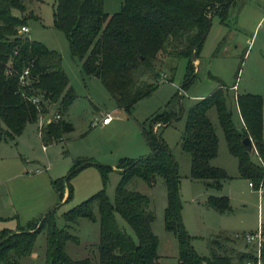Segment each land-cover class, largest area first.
<instances>
[{
	"label": "trees",
	"instance_id": "obj_1",
	"mask_svg": "<svg viewBox=\"0 0 264 264\" xmlns=\"http://www.w3.org/2000/svg\"><path fill=\"white\" fill-rule=\"evenodd\" d=\"M33 0H0V142L14 140L28 124L38 120V111L27 98H38L42 113L53 109L61 116L67 112L76 95L62 68V57L43 44L19 34L27 26V5ZM236 0H123L117 13L103 10L104 0H54L53 27L66 38L71 55L81 65L84 75L101 81L125 113L148 97L160 78L164 59H188L185 84L193 79V61L209 32L213 16L221 23ZM11 63L13 74L6 75ZM29 69L30 84L18 85V77ZM225 90L220 86L209 97L197 100L188 110L180 148L191 159L190 179L219 190L228 175L211 162L217 157L218 139L207 117L216 109L218 121L228 151L237 161L238 177L249 181L258 192L264 190L263 100L251 94L236 95L234 103L243 130L238 132L231 121ZM177 115L159 114L151 119L142 135L150 149L147 157L136 161L121 160V180L110 203L104 191L64 214L66 224H76L81 218L98 222L99 241L96 259L74 261L65 252L67 242L77 243L76 237L56 227L53 213L31 221L15 232L0 231V264H20L34 246L37 235L46 233L45 264H158V240L152 232L154 214L147 197L127 189L137 178L153 187L162 180L166 188L164 209L165 231L178 243V264H246L255 261L250 251L232 247L235 239L224 236L210 242L209 259L194 251L181 217L179 167L171 151L153 131L158 122L164 127ZM73 131L62 120H52L41 131L42 143H56L62 134ZM250 137L258 152L246 151L242 141ZM85 166L89 163H85ZM53 182L60 200L64 187L71 198L70 178ZM207 206L218 213L229 211L225 196L208 197ZM95 211L97 216L95 215ZM264 259V252H263Z\"/></svg>",
	"mask_w": 264,
	"mask_h": 264
},
{
	"label": "rangeland",
	"instance_id": "obj_2",
	"mask_svg": "<svg viewBox=\"0 0 264 264\" xmlns=\"http://www.w3.org/2000/svg\"><path fill=\"white\" fill-rule=\"evenodd\" d=\"M122 2L104 0L103 10L108 15L117 13ZM53 7L54 0L28 3L27 37L61 55L62 68L76 95L60 119L55 120V111L51 109L42 117L43 124L46 120H62L69 123L73 131L62 134L56 143L45 145L39 135V119L28 124L13 141L0 142V231L15 232L52 212L56 227L78 240L77 243L67 242L68 257L74 261L89 259L94 262L95 246L99 241L98 222L81 218L74 225L66 224L64 214L100 191L114 203L121 180L120 161H136L150 154L142 130L159 114L177 115L169 126L164 127L161 121L154 125L153 131L178 164L181 217L195 253L202 259H209L212 240L224 236L242 237L257 232L260 224L264 226V198L249 186V181L238 177L237 161L228 151L214 107L207 112L218 139L217 157L211 164L225 171L230 179L224 181L219 190L191 180V159L179 144L190 107L220 86L225 90L231 121L238 132H242L243 125L234 103L236 95L251 94L262 98L264 140V0H236L224 23L213 16L197 59L192 63L193 79L185 84L188 59H164L153 92L129 113L117 108L99 79L83 74L80 62L70 53L65 36L53 27ZM234 85L235 92L231 90ZM106 115L111 121L101 126ZM46 126L43 125L42 130ZM73 170L76 173L69 180L71 198L67 200L65 186V197L60 200L53 182L64 180ZM127 189L150 201L154 214L152 232L158 240V264H178L177 240L164 227L166 188L162 180L149 187L134 178L128 182ZM211 196L227 197L229 211L218 213L209 208L207 199ZM232 247L237 251L247 250L241 239H235ZM45 262L46 233L42 231L35 238L31 253L21 259L20 264Z\"/></svg>",
	"mask_w": 264,
	"mask_h": 264
},
{
	"label": "built area",
	"instance_id": "obj_3",
	"mask_svg": "<svg viewBox=\"0 0 264 264\" xmlns=\"http://www.w3.org/2000/svg\"><path fill=\"white\" fill-rule=\"evenodd\" d=\"M28 28L27 26H22L19 29V34L20 35H25L27 36L28 34ZM6 75L11 76L13 74V69H12V65L11 63H8L6 65ZM162 78L164 79L165 76L163 75ZM30 84V73H29V69L25 68L21 74L18 77V85L21 88H26L28 87ZM232 91H236V85H234L231 88ZM33 105H35L37 111H38V120L40 119V121L38 122L39 125V135L41 134L43 125H48L52 120H46V122L42 121V117L45 115L42 113V109L41 106L39 105L40 101L38 98L35 97H28L27 98ZM60 119V116L55 114V120ZM37 120V121H38ZM111 121V117L109 115H106L102 121H101V126H107ZM97 125V124H95ZM94 125V126H95ZM255 153L258 155V152L256 151V149L254 148ZM39 171H36V173H38ZM250 187L253 188V185L250 184ZM260 194L262 195V197L264 198V193H263V189H260ZM235 239H241L243 241V244H245L247 251L252 252L253 256L255 257V261H250L247 262L246 264H264V259H263V252H264V226L263 224L259 225V228L257 230V232L255 233H249V234H245L242 237L236 235L234 237Z\"/></svg>",
	"mask_w": 264,
	"mask_h": 264
},
{
	"label": "water",
	"instance_id": "obj_4",
	"mask_svg": "<svg viewBox=\"0 0 264 264\" xmlns=\"http://www.w3.org/2000/svg\"><path fill=\"white\" fill-rule=\"evenodd\" d=\"M195 61V59H194ZM243 147H245L246 151L253 154L254 153V145L250 137L246 138L242 141Z\"/></svg>",
	"mask_w": 264,
	"mask_h": 264
},
{
	"label": "crops",
	"instance_id": "obj_5",
	"mask_svg": "<svg viewBox=\"0 0 264 264\" xmlns=\"http://www.w3.org/2000/svg\"><path fill=\"white\" fill-rule=\"evenodd\" d=\"M69 86H71V85H70V82H69ZM71 87H72V86H71ZM240 121H241V119H240ZM249 186H250V183H249ZM64 197H65V194H64Z\"/></svg>",
	"mask_w": 264,
	"mask_h": 264
}]
</instances>
